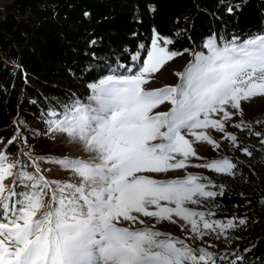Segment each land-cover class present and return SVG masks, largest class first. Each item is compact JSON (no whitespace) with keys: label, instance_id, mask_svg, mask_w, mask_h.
<instances>
[{"label":"snow or ice","instance_id":"obj_1","mask_svg":"<svg viewBox=\"0 0 264 264\" xmlns=\"http://www.w3.org/2000/svg\"><path fill=\"white\" fill-rule=\"evenodd\" d=\"M161 43L172 41L156 35L139 75L109 76L90 85L95 107L73 101L62 119L50 122V131L65 134L88 153L87 159L54 161L73 174L72 182L29 174L27 180L36 183L28 187L38 191L26 193L17 208V202L10 205L17 194L6 183L16 175V164L0 153V264H216L218 257L206 248H193L152 227H135L145 224L141 217L172 223L177 217L190 225L193 239L207 235L204 230L234 228L232 220L210 222L203 211L188 206L217 196L206 190L211 182L191 174L159 180L142 173L188 167L189 158L197 157L189 135L220 147L195 130L222 133L234 115L229 109L242 116L241 101L264 96V34L243 42L233 37L223 47L210 38V54H197V63L183 77L186 88L146 90V76L177 55ZM165 102L175 107L152 114ZM211 114L220 118L210 119ZM235 127L248 126L241 121ZM227 139L236 144L238 138ZM193 167L231 176L236 165L225 157ZM49 193L51 203H45Z\"/></svg>","mask_w":264,"mask_h":264},{"label":"trees","instance_id":"obj_2","mask_svg":"<svg viewBox=\"0 0 264 264\" xmlns=\"http://www.w3.org/2000/svg\"><path fill=\"white\" fill-rule=\"evenodd\" d=\"M9 1L0 6V140L12 155L20 151L19 116L49 124L53 113L86 100L90 85L134 64L154 31L172 41L173 52L197 51L209 38L223 47L264 34V0ZM237 138L222 141L236 167L216 180L210 209L236 223L230 231L241 246L217 264H264V125Z\"/></svg>","mask_w":264,"mask_h":264},{"label":"rangeland","instance_id":"obj_3","mask_svg":"<svg viewBox=\"0 0 264 264\" xmlns=\"http://www.w3.org/2000/svg\"><path fill=\"white\" fill-rule=\"evenodd\" d=\"M8 3H10L9 0H0V6H5ZM157 34L158 32L154 31L149 43L141 47V52L134 57V64H131V66L128 67L123 66L121 69L112 72L107 77L113 76L120 78L134 74L139 75L143 66L147 63V55L151 52V46ZM158 35L160 36V34ZM161 39L163 40L168 38L161 37ZM209 39L203 47L197 51L189 50L183 52H173L169 49L170 44L161 43V47H164L169 52L176 53L177 55H175L173 59L166 61L158 71L147 75L146 79L149 83L145 84L144 88L146 90H160L169 87H176L181 90L186 88L187 81L183 77L186 75L188 69L192 67L193 64L197 63V54H210L209 49L206 47ZM215 43L219 47L217 42ZM5 62L14 68L18 67V65L11 59H5ZM23 91L25 92V90ZM26 93L27 91L25 92V95ZM93 94L94 93L91 89V93L88 95V98L81 103L95 107V103L90 99ZM178 98L180 97L178 96ZM173 107L175 106L170 102H165L156 109H153L152 114L162 111L168 112L171 111ZM241 108L243 111L242 116L235 110L229 109L230 111H233L234 115L230 121L225 122V130L222 133L211 128L195 130L198 133L201 131L206 132L220 145L219 148L208 144L206 141L196 142L195 137L189 135L186 138L193 142V147L195 148L197 157L199 158L190 157L187 161L189 166L184 169L173 170L166 174L142 173V175L151 176L152 178L159 180L183 179L190 174L198 175L204 178L201 181L202 183L208 184L209 181L211 182L206 190L215 191L216 180H220L225 174L216 173L206 168H196L193 167V165L208 163L225 157L232 161V158L228 155L222 141L227 139L229 135L238 136L242 131L247 130L249 125H264V96H256L248 101H241ZM64 114L65 113H55L54 115L53 113L51 117H49L50 122L62 119ZM209 118L219 119L220 116L211 114ZM16 120L19 128V139L15 142V145H19L20 151L17 155L10 154L7 149V144H4V142L0 140V153L7 155L8 161L16 164V168L14 169L16 175L11 179V181H6V183H8L10 187L14 188L17 194L12 198V201H10V205L13 202H17L16 207L18 208L20 206L18 201L23 200L26 193L32 194L33 192L38 191V189L28 187L29 185L36 183L35 180H27L26 177L29 174L33 176L43 175L49 181H61L65 183L72 182L73 174L70 171L59 167L56 163H54V161L63 158L87 159L88 153L83 150L82 145L72 141L65 134L50 131V122L44 126H39L32 121L29 122L24 120L22 116H19ZM241 121H243L248 127H235V125L241 123ZM37 167L40 169L39 172L36 171ZM213 199L214 198L203 200V198H201L202 202L200 204L188 206L193 210L203 211L205 213V218L210 222L216 221L226 224L228 221H219L213 216L214 213L210 209V203ZM44 200L45 203H51L50 193L44 196ZM55 206L56 205L53 204V207ZM141 218L144 219L145 224H137L135 226L136 228L140 229L152 227L153 230L170 234L173 237L184 240L193 248H206L216 257H220L225 252L238 250L241 246L240 240L236 236L237 234L232 233L230 229L221 230L217 227L215 232L204 230L205 232H208L207 235H205L202 239H193L192 237L196 236V234L191 233L190 225H188L187 222L180 221L177 217H173V219L176 220V223H172L167 220L159 221L148 217Z\"/></svg>","mask_w":264,"mask_h":264}]
</instances>
